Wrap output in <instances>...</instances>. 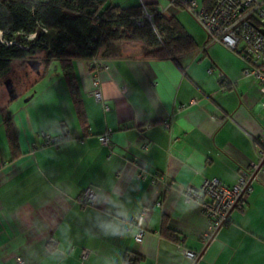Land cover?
<instances>
[{
  "label": "crops",
  "instance_id": "0c3cea01",
  "mask_svg": "<svg viewBox=\"0 0 264 264\" xmlns=\"http://www.w3.org/2000/svg\"><path fill=\"white\" fill-rule=\"evenodd\" d=\"M110 2L126 8L139 0ZM146 2L175 17L197 48L179 58L180 69L144 57L140 42H116L119 54H100L96 72L103 103L92 96L87 61L75 60L85 126L57 62L35 80L15 61L22 79L15 90L2 82L0 109L7 106L19 151L12 159L1 120L0 264H264V173L208 245L200 239L207 227L200 207L180 193L206 179L231 187L258 161L264 93L244 76L241 57L209 42L180 6ZM42 132L64 139L31 151ZM106 132L111 148L98 140ZM88 188L95 197L84 204ZM143 208L149 210L138 243L131 225ZM181 248L200 256L186 258Z\"/></svg>",
  "mask_w": 264,
  "mask_h": 264
},
{
  "label": "trees",
  "instance_id": "16d2710c",
  "mask_svg": "<svg viewBox=\"0 0 264 264\" xmlns=\"http://www.w3.org/2000/svg\"><path fill=\"white\" fill-rule=\"evenodd\" d=\"M153 6L154 3L149 2L145 5L152 15L148 21L142 15L140 2L123 8L110 0H0V31L2 37L11 42L0 41V75L5 74L13 62L21 61L29 69L26 75L34 73L37 80L52 61L57 62L78 119L85 126L83 103L73 66L75 60H86L93 74L98 70L92 63L94 59L103 63L100 54L116 56L119 54L114 46L116 42L132 41L143 45L144 57L168 59L181 69L179 58L197 48L193 37L175 17L155 12ZM41 27L47 31L43 32ZM51 32L53 38L49 37ZM33 33V40L25 38ZM29 60L39 62L38 72L29 67ZM5 79L15 90V79L11 75H6ZM6 109L7 106L4 107L7 113L3 115L2 122L14 159L19 147Z\"/></svg>",
  "mask_w": 264,
  "mask_h": 264
},
{
  "label": "built area",
  "instance_id": "2783aa9c",
  "mask_svg": "<svg viewBox=\"0 0 264 264\" xmlns=\"http://www.w3.org/2000/svg\"><path fill=\"white\" fill-rule=\"evenodd\" d=\"M167 1L171 5L184 6L207 34L209 42H219L237 53L245 63L244 76L257 81L260 91L264 93V32H262L264 30V0H211L208 8L200 7L196 0ZM139 2L143 17L151 21L152 15L145 7L146 0H139ZM41 29L43 32L47 31L44 27ZM25 38L33 40L35 34H28ZM0 41L11 44L2 37V31H0ZM92 63L96 65L95 69H98L96 71L103 68V63L100 61L94 59ZM92 85L93 98L103 103L96 73H93ZM104 110H108V106L104 105ZM109 134L106 132L99 135L98 140L102 145L111 148ZM38 137L37 141L31 143V151L57 146L64 139L62 135L55 136L44 132ZM145 147L146 145L143 146ZM257 157V162L251 163L248 169L240 171L236 183L231 187L217 179H206L199 187L186 185L180 189L184 200L196 203L207 221V227L200 236L203 244H207L215 231L229 222L232 209L241 207L243 196L251 192V180H254L259 173H264V137L259 140ZM256 169L258 173L254 175ZM94 197L95 192L88 188L81 194L80 201L88 204ZM148 210L143 208L131 225L136 226L134 240L138 243L145 234L143 223ZM180 251L186 258L193 260L197 257V253L192 250L181 248Z\"/></svg>",
  "mask_w": 264,
  "mask_h": 264
},
{
  "label": "rangeland",
  "instance_id": "374dc122",
  "mask_svg": "<svg viewBox=\"0 0 264 264\" xmlns=\"http://www.w3.org/2000/svg\"><path fill=\"white\" fill-rule=\"evenodd\" d=\"M164 3H168V1L167 0H160V4L162 5V4H164ZM184 10V12L185 13H187V15L189 16V17H191V19H193V21H195L194 20V18L192 17V15L186 10V9H183ZM196 22V21H195ZM197 23V22H196ZM197 25H198V23H197ZM200 27V26H199ZM49 37L50 38H53L54 37V34L51 32L50 34H49ZM131 42V41H130ZM6 75H11V77H13L15 80L17 79H22V63H20V64H17L16 62H15V64H13V66H11L10 68H9V70L7 71V73L5 74V76H2V75H0V82L2 81L3 82V80L5 79V77H6ZM22 88V87H21ZM22 103V96L21 97H19L16 101H15V103H13L12 104V107H11V109H14V107L15 106H17V105H19V104H21ZM7 112L4 110V109H0V121L2 120V118H3V115L4 114H6Z\"/></svg>",
  "mask_w": 264,
  "mask_h": 264
},
{
  "label": "water",
  "instance_id": "95a60500",
  "mask_svg": "<svg viewBox=\"0 0 264 264\" xmlns=\"http://www.w3.org/2000/svg\"><path fill=\"white\" fill-rule=\"evenodd\" d=\"M262 32H264V30H262ZM27 64L29 65V67H30L31 69H33V70H35L36 72H38V69H39V66H40V64H39L38 61H35V60H29V61H27ZM257 173H258V169L255 170L254 175H256ZM251 181H252V180H251ZM218 230H219V229H218ZM218 230L215 231V233L213 234V236H212L211 239L207 242L206 245H208V244L210 243V241L213 239V237L215 236V234L217 233ZM199 256H200V254L197 256V258H199ZM197 258H196V259H197ZM196 259H195V260H196Z\"/></svg>",
  "mask_w": 264,
  "mask_h": 264
},
{
  "label": "flooded vegetation",
  "instance_id": "af4514ba",
  "mask_svg": "<svg viewBox=\"0 0 264 264\" xmlns=\"http://www.w3.org/2000/svg\"><path fill=\"white\" fill-rule=\"evenodd\" d=\"M11 85H12V83H11Z\"/></svg>",
  "mask_w": 264,
  "mask_h": 264
}]
</instances>
